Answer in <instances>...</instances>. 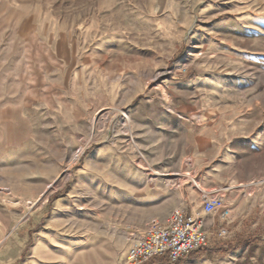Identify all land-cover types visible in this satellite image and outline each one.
<instances>
[{
	"label": "rangeland",
	"instance_id": "obj_1",
	"mask_svg": "<svg viewBox=\"0 0 264 264\" xmlns=\"http://www.w3.org/2000/svg\"><path fill=\"white\" fill-rule=\"evenodd\" d=\"M229 1L213 0V8L227 11L236 5ZM237 1L244 13L264 15V0ZM190 5L196 6L195 33L178 36L176 12L175 19H163L153 0H0V264L45 263L40 238L48 237L44 220L55 196L88 208L110 176L142 171L164 174L166 200L172 197L173 179L165 168L159 172L170 164L148 157L139 131L146 115L137 110L204 107L189 88L203 71L195 58H204L198 47L211 2H184L183 26ZM260 53L264 58L263 48ZM250 93L245 106L254 102ZM239 117L264 134V114ZM188 163H176V197L181 192L201 208V191L216 190L237 217L205 216L206 246L176 264H264V182L258 183L264 178L246 174L259 165L235 164L238 178L216 185L214 164ZM84 224L99 233V243L85 238L81 255L62 257V264H128L127 252L138 241L130 230ZM154 260L145 264H171Z\"/></svg>",
	"mask_w": 264,
	"mask_h": 264
},
{
	"label": "crops",
	"instance_id": "obj_2",
	"mask_svg": "<svg viewBox=\"0 0 264 264\" xmlns=\"http://www.w3.org/2000/svg\"><path fill=\"white\" fill-rule=\"evenodd\" d=\"M183 1L196 3V0H153L156 11L162 10L163 14L174 19L176 12L178 36L194 34L196 29L192 28L198 19L196 6L190 5L184 12L190 22L183 26V16L180 14V11H184ZM210 2V10L205 17L204 43L198 47L199 51H204V58H195L203 71L190 82L192 87L189 88L195 92L196 100L204 99V107L137 110L141 115H146L143 117L144 123L139 124V131L140 137L147 140L143 147L148 157L157 164H170L162 165L159 172L164 173L165 168L167 177L173 179L172 197L166 200L164 174L157 172L151 176L142 171L110 176L95 191L99 198L97 201L93 199L88 208L71 202L73 198L69 196L60 199L55 196L52 209L44 220L50 222L47 225L48 237L40 238L43 244L39 247L38 255L45 263L34 258L36 263L62 264V257H79L87 237L99 243V233L93 235L84 222H111L114 228L130 230L138 240L150 221L163 222L174 209L183 208L191 214H201L202 206L197 208L189 201L185 202L186 198L184 195L181 197V192L176 197V163L183 165L188 161L190 167L199 163L206 166L214 164L210 172L220 178L216 180V185L223 179L221 183L234 182L232 180L237 179L238 175L233 167L240 163L256 162L259 166H251L246 174L250 178H264V160L260 159L264 157V151L260 149L264 147V134H254V124L245 127L244 117H239L264 114V58L260 53L264 49L261 47L264 46V15L244 13L242 6H236L239 3L237 0L229 1L236 2V5H228L227 11L218 8V4L213 8V0ZM167 15L163 19H168ZM172 31L174 33V29ZM249 93L254 102L245 106L244 100ZM153 114L159 116L152 118ZM182 115L196 117L181 122ZM236 115V118H229ZM176 148H180L177 158ZM240 177L246 176L242 172ZM262 182L264 180L258 183ZM227 190L231 191L230 186ZM224 210L228 212L227 216L223 215ZM216 214L227 222H233L237 217L235 210L224 204ZM157 261L166 262V259L154 260Z\"/></svg>",
	"mask_w": 264,
	"mask_h": 264
},
{
	"label": "built area",
	"instance_id": "obj_3",
	"mask_svg": "<svg viewBox=\"0 0 264 264\" xmlns=\"http://www.w3.org/2000/svg\"><path fill=\"white\" fill-rule=\"evenodd\" d=\"M202 213H188L183 208L172 211L165 222L152 221L141 239L128 250V264H145L164 258L174 264L207 244L204 217L223 209V197L219 191H201ZM228 212L223 211L227 216ZM220 237L225 231H220Z\"/></svg>",
	"mask_w": 264,
	"mask_h": 264
},
{
	"label": "bare ground",
	"instance_id": "obj_4",
	"mask_svg": "<svg viewBox=\"0 0 264 264\" xmlns=\"http://www.w3.org/2000/svg\"><path fill=\"white\" fill-rule=\"evenodd\" d=\"M141 167V166H140ZM142 169V168H141ZM161 177V176H160Z\"/></svg>",
	"mask_w": 264,
	"mask_h": 264
}]
</instances>
